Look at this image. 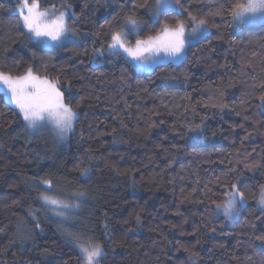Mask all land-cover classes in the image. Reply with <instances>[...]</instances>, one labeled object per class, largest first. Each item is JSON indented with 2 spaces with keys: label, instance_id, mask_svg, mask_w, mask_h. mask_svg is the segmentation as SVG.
Returning <instances> with one entry per match:
<instances>
[{
  "label": "trees",
  "instance_id": "trees-1",
  "mask_svg": "<svg viewBox=\"0 0 264 264\" xmlns=\"http://www.w3.org/2000/svg\"><path fill=\"white\" fill-rule=\"evenodd\" d=\"M230 2L189 0L186 7L202 14ZM38 3L58 10L71 5L78 19L68 22L84 35L41 50L19 35L17 0H0V71L22 75L31 66L36 75L59 78L78 119L64 144L48 131L31 137L0 92V264H83L71 238L45 219L44 210L43 231L34 227L30 209L41 208L43 191L34 181L48 177L66 190L61 198L88 191L79 216L82 229L104 245L101 264H264V242L255 238L264 235L257 204L264 184V110L256 107L260 90L250 87L264 80V26L235 30L227 14L214 16L207 40L190 45L181 62L149 72L108 53L111 31L135 13L142 23L130 33L134 44L186 16L157 19L137 7L143 0ZM102 46L103 55L93 61ZM85 167L91 169L87 182L79 175ZM237 176L242 190L255 195L230 224L213 200L219 203L221 184Z\"/></svg>",
  "mask_w": 264,
  "mask_h": 264
},
{
  "label": "snow or ice",
  "instance_id": "snow-or-ice-1",
  "mask_svg": "<svg viewBox=\"0 0 264 264\" xmlns=\"http://www.w3.org/2000/svg\"><path fill=\"white\" fill-rule=\"evenodd\" d=\"M186 5H189V0H143V3L138 4L137 7L150 10L157 19L173 14L176 17L186 16V18H176L172 23L166 21L155 34H150L143 39H136L132 44L128 40V33L139 29L142 21L135 13L128 15L120 30L111 31L110 43L107 44L108 53L111 56H126L132 66L138 70L154 72L158 67L181 62L190 45L194 46L207 40L210 29L215 27L210 23L214 16L227 14L231 17L229 25L232 27L251 26L257 23L264 26V0H231L226 7L221 4L215 10L210 9L202 14L192 12ZM15 11L17 13L16 25L23 29L19 35L26 37L41 50L54 51L63 48L66 43H74L78 36L84 35L68 22L69 19H72L73 22L78 19L71 5H67L63 10H58L53 4L50 9L40 11L38 0H17ZM221 38L217 37V39ZM102 49L103 46L101 49H94L93 61L103 55ZM32 55L34 58L36 57L35 52ZM252 55L254 57L256 53L253 52ZM124 74L122 73L121 79L124 78ZM66 83L70 89L72 80L68 79ZM228 86L230 87L231 84ZM250 87L260 90L256 97L259 101L256 107L264 110V80L259 84L253 83ZM0 92L18 109V115L22 118L25 129L30 135L39 136L45 131H49L58 141L63 142L69 134L74 133L78 113L71 104L65 102L59 78L56 80L42 78L34 73L31 66L22 75L0 71ZM223 95L224 93L221 91V99ZM245 95L251 96L247 92ZM245 103L247 101H241V105ZM214 106L221 110L228 107L226 104ZM240 114L237 113V115ZM244 118L245 120L249 119L248 116ZM247 138L246 136L245 139ZM245 167L251 169L256 165L245 164ZM79 175L83 181L87 182L91 179V169L82 168ZM236 179L237 182L221 184L224 189L221 194L223 199L219 203L213 200L216 211L222 212L226 220H231L238 215L240 208L247 203L249 195H255L242 190L244 185L240 176H237ZM34 183L37 190L43 189V191H39L37 197L41 208L30 209L35 229L43 231L39 213L44 210L45 219L50 217L55 220L58 228L71 238L78 249V256L83 264H101V261L107 256L104 245L93 237L72 232L68 227H65V225L74 226L78 222L80 210L88 198V191L86 189L72 191L67 193L66 198H61L65 195L66 190L57 189L51 177L40 178ZM57 192L58 195L49 194ZM257 204L261 209V214L264 215V184L259 186ZM140 222L141 217L137 215L136 224L139 225ZM104 229L105 239L110 240L107 223H105ZM129 231L133 230L129 229ZM255 238L264 242V235ZM188 250L185 248V251Z\"/></svg>",
  "mask_w": 264,
  "mask_h": 264
},
{
  "label": "rangeland",
  "instance_id": "rangeland-1",
  "mask_svg": "<svg viewBox=\"0 0 264 264\" xmlns=\"http://www.w3.org/2000/svg\"><path fill=\"white\" fill-rule=\"evenodd\" d=\"M51 8V7H50ZM50 8H46V9H50ZM39 9H40V11H44V10H46V9H42V8H40L39 7ZM152 13V12H151ZM257 25H259V23H257V24H254V25H251V26H257ZM241 27H234V29L235 30H237V29H240ZM131 32H134V33H136L137 32V30L136 31H131ZM131 32H129L128 33V40H130V33ZM80 33V32H79ZM81 38V35L80 36H78L76 39H75V41H77V40H79ZM123 57H125V58H127L126 56H123ZM128 60H129V58H127ZM130 61V60H129ZM177 63H179V62H177ZM146 71V70H145ZM40 76V75H39ZM40 77H45V76H40ZM49 132V131H48ZM52 136H53V138H54V140L58 143V144H64V143H66L67 142V140L69 139V136H70V134H69V136H68V138L66 139V140H64L63 142H60V141H58L56 138H55V136H54V134L53 133H51V132H49ZM31 137H35V136H37V135H30ZM240 211H241V208H240ZM240 211H239V213H240ZM239 215V214H238ZM238 215H236V216H234L231 220H228L229 221V223L231 224V223H233V221H234V219L238 216ZM84 223V221L80 218V216H78V222L74 225V226H70V225H67L68 226V228L72 231V232H76V233H81V234H86V236H91V234H89V233H86V231H84L83 229H82V224ZM65 227H66V225H65ZM92 237V236H91ZM73 243V242H72Z\"/></svg>",
  "mask_w": 264,
  "mask_h": 264
}]
</instances>
